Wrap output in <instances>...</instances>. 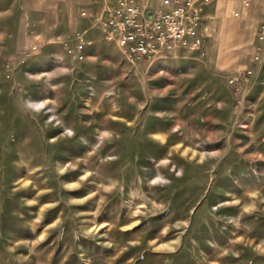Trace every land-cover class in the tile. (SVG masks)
I'll list each match as a JSON object with an SVG mask.
<instances>
[{"label": "rangeland", "instance_id": "obj_1", "mask_svg": "<svg viewBox=\"0 0 264 264\" xmlns=\"http://www.w3.org/2000/svg\"><path fill=\"white\" fill-rule=\"evenodd\" d=\"M28 1L0 26V264H264V61L228 83L264 4L212 0L200 48L134 64L98 0L55 28Z\"/></svg>", "mask_w": 264, "mask_h": 264}, {"label": "built area", "instance_id": "obj_2", "mask_svg": "<svg viewBox=\"0 0 264 264\" xmlns=\"http://www.w3.org/2000/svg\"><path fill=\"white\" fill-rule=\"evenodd\" d=\"M212 0H98L103 4L100 25L104 38L115 43L131 63L149 62L155 55L174 46L198 49L210 27L204 8ZM247 8L251 0H240ZM237 15V14H236ZM81 17L88 10L80 11ZM252 63L234 72L228 78L231 87L238 91L243 78L255 75L264 61V21L257 33ZM74 50L81 51L86 45V31L73 35ZM68 49L69 53L74 52Z\"/></svg>", "mask_w": 264, "mask_h": 264}, {"label": "crops", "instance_id": "obj_3", "mask_svg": "<svg viewBox=\"0 0 264 264\" xmlns=\"http://www.w3.org/2000/svg\"><path fill=\"white\" fill-rule=\"evenodd\" d=\"M6 1L8 2L9 0H0V26L3 27L4 25V18H5V5ZM257 4L262 5L264 4V0H255ZM253 0H251V3ZM28 4L31 5H36L37 6V11L39 13L44 14L45 17L47 15L49 16L48 24H46L44 27L48 28H55L57 25L56 17H57V12L59 11L60 14L65 15L68 13L69 9V0H30V2H27ZM13 5H14V11L15 7L19 8L21 6V0H13ZM251 5V4H250Z\"/></svg>", "mask_w": 264, "mask_h": 264}, {"label": "bare ground", "instance_id": "obj_4", "mask_svg": "<svg viewBox=\"0 0 264 264\" xmlns=\"http://www.w3.org/2000/svg\"><path fill=\"white\" fill-rule=\"evenodd\" d=\"M64 171H65V169H62V170H61V172H64Z\"/></svg>", "mask_w": 264, "mask_h": 264}]
</instances>
